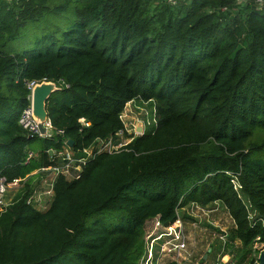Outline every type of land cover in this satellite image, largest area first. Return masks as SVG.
I'll return each instance as SVG.
<instances>
[{
  "label": "trees",
  "instance_id": "obj_1",
  "mask_svg": "<svg viewBox=\"0 0 264 264\" xmlns=\"http://www.w3.org/2000/svg\"><path fill=\"white\" fill-rule=\"evenodd\" d=\"M44 79L70 85L47 103L65 130L55 140L30 138L20 123L26 81ZM133 100L156 107L155 128L97 155L79 178L59 176L48 210L28 204L32 173L56 163L48 150L113 137ZM28 151L37 158L26 164ZM227 172L240 173L264 219V5L0 0V177L25 181L0 211V264H139L146 223L170 226L191 202H220L235 223L230 240L254 254L264 226H252Z\"/></svg>",
  "mask_w": 264,
  "mask_h": 264
},
{
  "label": "built area",
  "instance_id": "obj_2",
  "mask_svg": "<svg viewBox=\"0 0 264 264\" xmlns=\"http://www.w3.org/2000/svg\"><path fill=\"white\" fill-rule=\"evenodd\" d=\"M165 1L172 7H179L187 4L191 0ZM247 1L249 0H235L238 5H244ZM255 1L261 8H263V0ZM44 81L48 82V80L45 79ZM44 81H26V88L30 92L28 97V100H30V106L23 110L20 116V123L30 138L39 137L43 140H55L56 138L64 137L65 130L55 129L52 125L51 119L48 118V121L44 124L46 133L41 134L38 128V123L33 117L31 100L32 92L38 83H42ZM57 85L61 89L62 87L70 88V85L66 84L64 81H61L60 84L57 83ZM136 103L137 102L133 100L126 106L120 116L124 122L125 128L124 130L116 132L113 137L106 140L98 139L94 141L90 147L82 149L81 152L74 151L73 148L68 145V140L63 141L61 149L56 151L48 150L47 152H51V156L54 158L56 163L53 166L42 167L36 171L35 175L39 174L42 178L40 184L41 186L34 187L28 199V204L32 205L37 210L42 207L48 210L55 197L54 186L59 176H64L68 180H75L81 176L80 174L87 163L94 160L97 155L101 153L114 154L115 152H119L124 147L131 144L137 137H142L149 129L155 128L158 124L156 107H150L149 103H144L141 106L136 105ZM127 109H129L130 114L134 113L136 116L131 125L125 124V121L129 119V112L126 115ZM134 115L132 116V119ZM80 122L83 128L91 127V123L86 119H81ZM139 123L143 124V132L140 134L136 132V128ZM26 157V164L37 158L33 151H28ZM227 175L231 176V183L234 191H236L241 199H243V203L245 205L244 207L247 211H249L252 226H254L257 222H261L264 226V219L257 218L258 214L254 209H252V204L243 196L244 190L240 182V173L227 172ZM22 183V179L15 180L13 183H8L6 177H0V204L3 202L1 197L6 193L8 188L18 187ZM222 208L223 205L218 201L207 207L196 202H191L186 206L176 209V220L170 226H165L159 217L147 222L145 225V252L140 259L139 264H166L167 262L174 261L178 264H193L195 261L194 259H191L192 254L189 249L190 236L185 228V223L187 222L186 217L188 219L193 218L191 226L194 229H196L202 221L209 223L213 227H218L216 222L210 220L214 213L217 214ZM0 211H2L1 207ZM233 228H235V223L232 218L231 229ZM220 229V232H216L213 235V239L219 241L221 251L211 264H237V259L234 256H229V246L231 245L230 233L226 229ZM252 248L254 249L255 260L256 262H259V255L264 252V242L261 241L260 236L256 238L255 244ZM255 249H258L259 251L256 252ZM206 263L207 261L203 262V260H201V262L197 261L195 264Z\"/></svg>",
  "mask_w": 264,
  "mask_h": 264
},
{
  "label": "rangeland",
  "instance_id": "obj_3",
  "mask_svg": "<svg viewBox=\"0 0 264 264\" xmlns=\"http://www.w3.org/2000/svg\"><path fill=\"white\" fill-rule=\"evenodd\" d=\"M8 1L11 4L14 3V0H8ZM136 105H139V103H136ZM135 118H136V116L134 115L133 120ZM262 137L263 136H262L261 130H258V131H256V135L254 136L253 141L258 140V139L261 140ZM35 174H36V172L32 173V175H35ZM41 179L42 178L40 175L37 178H35L33 188L35 186H41L40 185ZM24 183H25V181H23V183L20 184L18 187H11V188L7 189L6 193L4 195H2V197H1V199L3 201L2 204H0L1 209H4L13 201V199L18 194L19 190L23 187ZM190 186L191 185H188V187H190ZM42 189H44V188H42ZM39 210L45 211L46 209H44L42 207ZM186 219H187L186 220L187 222L185 223V228L187 231H189V235H190V232L193 233L192 238L196 237V240L198 243L200 241H203V242H201L203 245V247L201 248L202 254L206 253L207 255L210 256V258H208L206 256L207 257V259H206L207 263L211 262L212 260H215V257L217 256V254L220 253L221 249L216 245L217 243H213V241H216L214 239L212 241L213 235L216 232H220L221 231L220 228L226 229L230 234L233 231V229H231L232 228V218H231L229 212L223 207L222 209H220V211L217 214L214 213V215L211 217L210 221L216 222L218 227H213L209 223L202 221L201 224L196 229H194L191 226L193 218L188 219L186 217ZM199 231H202V232H199ZM195 232H196V235H195ZM202 235H204V237H202ZM209 248L213 249V251L210 254L208 253ZM229 248H230L229 249V256H234L238 261L237 264H242V263H240L242 257H245V264H250L251 260L255 258L253 253H247V251H250V249L242 248V244L238 240L231 241V245L229 246ZM198 258H200V256ZM203 262H205V261L203 260Z\"/></svg>",
  "mask_w": 264,
  "mask_h": 264
},
{
  "label": "water",
  "instance_id": "obj_4",
  "mask_svg": "<svg viewBox=\"0 0 264 264\" xmlns=\"http://www.w3.org/2000/svg\"><path fill=\"white\" fill-rule=\"evenodd\" d=\"M61 88L58 87L57 82L44 81L42 83H38L33 92H32V108H33V117L38 123V128L41 134L46 133V129L44 124L48 121V112H47V103L49 98L55 94V92L60 91ZM137 133L143 132V124L139 123L136 128ZM68 145L73 147L74 142L68 141ZM50 155L51 152H50ZM259 264H264V252L259 255L258 258Z\"/></svg>",
  "mask_w": 264,
  "mask_h": 264
},
{
  "label": "crops",
  "instance_id": "obj_5",
  "mask_svg": "<svg viewBox=\"0 0 264 264\" xmlns=\"http://www.w3.org/2000/svg\"><path fill=\"white\" fill-rule=\"evenodd\" d=\"M134 115V113H131L130 114V112H129V116H128V121H125V124L126 125H131L132 124V122H133V119H132V116ZM194 230V229H193ZM199 232H202V231H199ZM188 234H189V231H188ZM192 235H193V233H191L190 232V244H189V249H190V252H191V254H192V257H191V259L193 260L194 259V263L193 264H195L197 261L199 262H201V260H204V261H206V259H207V257L208 258H210V256L209 255H207L206 253H203L202 254V247H203V245H202V243L201 242H203V241H200L199 243L197 242V240H196V237H194V238H192ZM195 235H196V232H195ZM202 237H204V235H202ZM212 241H213V238H212ZM237 242V241H236ZM213 243H217L216 245L220 248V243H219V241H213ZM243 248V247H242ZM213 251V249L212 248H209V250H208V253L210 254L211 252ZM218 255V254H217ZM200 256V258H198ZM207 256V257H206ZM217 257V256H216ZM215 257V258H216ZM212 261H214V260H212ZM212 261L211 262H209V263H206V264H211L212 263Z\"/></svg>",
  "mask_w": 264,
  "mask_h": 264
},
{
  "label": "bare ground",
  "instance_id": "obj_6",
  "mask_svg": "<svg viewBox=\"0 0 264 264\" xmlns=\"http://www.w3.org/2000/svg\"><path fill=\"white\" fill-rule=\"evenodd\" d=\"M128 112H129V109L126 110V115L128 114ZM126 118H127V117H126Z\"/></svg>",
  "mask_w": 264,
  "mask_h": 264
}]
</instances>
